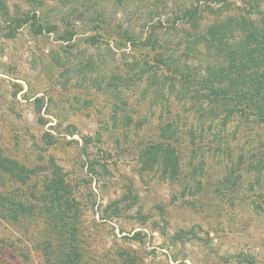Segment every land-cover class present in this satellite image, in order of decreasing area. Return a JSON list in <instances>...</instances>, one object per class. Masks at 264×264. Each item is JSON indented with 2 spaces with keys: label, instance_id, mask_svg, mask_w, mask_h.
<instances>
[{
  "label": "rangeland",
  "instance_id": "rangeland-1",
  "mask_svg": "<svg viewBox=\"0 0 264 264\" xmlns=\"http://www.w3.org/2000/svg\"><path fill=\"white\" fill-rule=\"evenodd\" d=\"M43 1L42 19L50 23L71 14V2L77 1L79 13L86 4ZM147 1L142 5L157 2ZM30 3L6 0L9 14L0 4V156L42 168L26 182L0 174V195L33 205L52 157L80 204L79 264H121L119 251L128 248L139 264H264V205L248 204L252 199H184L179 182L141 171L139 142L155 137L160 122L174 114L180 115L182 129L194 122L180 94L170 97L168 114L159 99L143 92L146 79L126 86L116 80L127 69L124 63L151 61L148 52L135 47L122 54L112 42L90 45L87 37L94 32L78 24L70 43L54 33L35 35L28 24L6 38L8 16L22 15ZM165 3L159 1V9ZM139 12L125 19L135 31ZM45 133L54 138L52 145ZM217 168L210 174L217 175ZM3 212L0 208V264H44L54 231L35 214L13 219ZM136 231L145 233L141 242L129 238Z\"/></svg>",
  "mask_w": 264,
  "mask_h": 264
},
{
  "label": "trees",
  "instance_id": "trees-1",
  "mask_svg": "<svg viewBox=\"0 0 264 264\" xmlns=\"http://www.w3.org/2000/svg\"><path fill=\"white\" fill-rule=\"evenodd\" d=\"M5 1L0 4L9 14ZM28 1L32 7L27 12L8 16L6 38H13L28 24L35 35L54 33L58 40L70 43L76 24L88 26L94 32L87 37L90 45L112 42L122 54L140 47L151 56V61L134 59L123 64L127 69L116 76L123 86L129 80L146 79L143 92L159 99L168 114L175 92L190 105L194 122L189 126L182 129L180 115L174 114L159 123L155 137L139 142L141 171L179 182L184 199H252L248 204L264 205V0H240L241 5L236 0H162L166 2L162 9L161 0L151 6L142 5L147 0H85L80 13L74 1L71 14L55 23L42 19L43 0ZM168 2L173 3L165 8ZM140 9L136 19L140 30L135 31L125 19ZM44 139L47 145L55 142L47 133ZM90 141L84 139L87 144ZM213 167H218V176L210 174ZM38 168L42 167L28 168L0 156V174L16 181L26 182ZM47 169L33 205L0 195L2 216L17 219L35 214L54 231L51 244L46 242L44 264H79L80 204L52 157ZM144 236L136 231L129 238L141 242ZM119 255L121 264H139L132 249H123Z\"/></svg>",
  "mask_w": 264,
  "mask_h": 264
}]
</instances>
